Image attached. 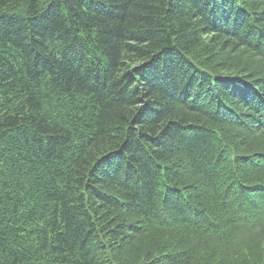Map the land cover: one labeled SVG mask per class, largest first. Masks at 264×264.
<instances>
[{
    "label": "trees",
    "instance_id": "obj_1",
    "mask_svg": "<svg viewBox=\"0 0 264 264\" xmlns=\"http://www.w3.org/2000/svg\"><path fill=\"white\" fill-rule=\"evenodd\" d=\"M0 264H264V0H0Z\"/></svg>",
    "mask_w": 264,
    "mask_h": 264
},
{
    "label": "rangeland",
    "instance_id": "obj_2",
    "mask_svg": "<svg viewBox=\"0 0 264 264\" xmlns=\"http://www.w3.org/2000/svg\"><path fill=\"white\" fill-rule=\"evenodd\" d=\"M20 9H22V7H21V8L17 7V8H14L13 10L19 11ZM21 11H22V10H21ZM22 12H23V11H22Z\"/></svg>",
    "mask_w": 264,
    "mask_h": 264
}]
</instances>
